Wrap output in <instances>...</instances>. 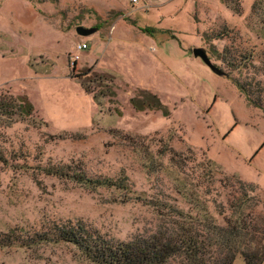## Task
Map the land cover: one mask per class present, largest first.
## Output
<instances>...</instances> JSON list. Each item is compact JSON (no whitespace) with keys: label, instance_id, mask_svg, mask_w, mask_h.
Listing matches in <instances>:
<instances>
[{"label":"rangeland","instance_id":"1","mask_svg":"<svg viewBox=\"0 0 264 264\" xmlns=\"http://www.w3.org/2000/svg\"><path fill=\"white\" fill-rule=\"evenodd\" d=\"M263 70L264 0H0V264H93L31 239L64 224L117 243L226 227L242 183L262 213L264 112L233 80Z\"/></svg>","mask_w":264,"mask_h":264},{"label":"trees","instance_id":"2","mask_svg":"<svg viewBox=\"0 0 264 264\" xmlns=\"http://www.w3.org/2000/svg\"><path fill=\"white\" fill-rule=\"evenodd\" d=\"M239 65L246 67L244 60ZM91 71L90 69L84 75H89ZM103 79L104 76H99L97 81L101 83ZM233 82L251 106L264 112V82L252 81V85L247 86L236 80ZM84 90L91 94L88 88ZM157 99L159 107L161 105ZM73 179L91 189H126L125 179H92L84 173H75ZM240 189L242 197L232 202L234 212L226 227L213 223L205 225L208 218L201 221L192 218V223L179 226L178 231L172 234L163 232L164 234L139 236L129 242L117 243L86 226L64 224L31 239L71 244L93 264H234L239 256L246 264H264V209L258 214L255 210L246 211V207L252 204L251 207L254 208L260 200L254 195L256 190L253 186L242 183ZM201 227L203 230H200ZM3 246L7 245L0 240V247Z\"/></svg>","mask_w":264,"mask_h":264},{"label":"water","instance_id":"3","mask_svg":"<svg viewBox=\"0 0 264 264\" xmlns=\"http://www.w3.org/2000/svg\"><path fill=\"white\" fill-rule=\"evenodd\" d=\"M76 32L81 37H87L96 32V29H87L84 27H78L76 29ZM193 55L195 58L201 59L213 72L220 75V70L214 66L211 62V59L209 58L207 52L204 49L196 48L193 50Z\"/></svg>","mask_w":264,"mask_h":264},{"label":"built area","instance_id":"4","mask_svg":"<svg viewBox=\"0 0 264 264\" xmlns=\"http://www.w3.org/2000/svg\"><path fill=\"white\" fill-rule=\"evenodd\" d=\"M131 4H136L139 2V0H130ZM88 48L87 44L85 43H81V44H78L77 45V51H83V50H86ZM80 60V57L78 55H76L74 57V60H73V66Z\"/></svg>","mask_w":264,"mask_h":264},{"label":"crops","instance_id":"5","mask_svg":"<svg viewBox=\"0 0 264 264\" xmlns=\"http://www.w3.org/2000/svg\"><path fill=\"white\" fill-rule=\"evenodd\" d=\"M81 43H84V44H85V41H84V42H81ZM81 43H80V44H81ZM86 44H87V43H86ZM87 46L89 47V45H87ZM87 49H89V48H87ZM87 49H86V51H87ZM83 51H84V50H83ZM93 68H94V67H93ZM95 71H96V69H95Z\"/></svg>","mask_w":264,"mask_h":264}]
</instances>
